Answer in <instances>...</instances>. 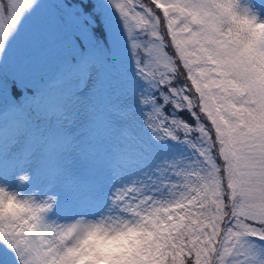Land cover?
<instances>
[{
    "label": "snow or ice",
    "instance_id": "6c2138e0",
    "mask_svg": "<svg viewBox=\"0 0 264 264\" xmlns=\"http://www.w3.org/2000/svg\"><path fill=\"white\" fill-rule=\"evenodd\" d=\"M34 2L0 0V19L5 13L11 18L7 29L0 25V49ZM111 2L133 49L141 47L135 29L152 37L143 44L149 57L143 71L161 83L183 76L179 105L198 121L189 126L173 120L169 126L150 114L153 126L169 136L195 127L202 137L205 169L184 173L183 190L164 209L158 264H264V252L249 244V238L264 240V76L253 71L254 51L240 54L246 38L224 27L232 5L225 0ZM0 240L15 252L18 264H48L27 225L8 226Z\"/></svg>",
    "mask_w": 264,
    "mask_h": 264
},
{
    "label": "rangeland",
    "instance_id": "374dc122",
    "mask_svg": "<svg viewBox=\"0 0 264 264\" xmlns=\"http://www.w3.org/2000/svg\"><path fill=\"white\" fill-rule=\"evenodd\" d=\"M3 2L6 4L7 0ZM17 2L23 3V0ZM142 2L147 5L149 0ZM256 3L264 10V0H256ZM136 10L139 11V7ZM0 25L5 29L11 25L10 14L3 15ZM103 30L108 38L101 33ZM135 33L134 39L141 44L139 49H133L132 40L111 0H35L0 49V100H12L11 91L16 85L36 87L42 84L41 77L61 76L44 93L63 96L75 92L91 108L79 121V126L84 128L79 138L82 154L74 157L63 183L53 189L60 194L55 215L61 219L81 212H103L111 204L113 193L127 186H135L142 194L155 199H174L183 190L184 173L205 169L198 157L181 155V152L170 154L157 143L160 138L175 140L178 132L173 136L165 135L153 126L150 114L159 116L161 123L167 122L171 126L173 120L185 122L174 111L186 107L179 105L182 89L172 84L176 78L161 83L159 78L150 77L143 71L149 59L143 44L152 37L139 29H135ZM82 47L87 48V53L94 50L101 56H96V62L78 68L64 80L62 74L54 72L55 66L66 69L70 63L66 62L71 56H78ZM107 53L116 64L109 72L99 63ZM62 85L66 86L62 89ZM165 85L168 90L163 88ZM100 92L101 95L107 93L108 116L104 123L94 125L98 132L95 138L90 133L91 119ZM168 100L172 103L170 112L164 109ZM193 129L195 127H190V131ZM27 150V144L22 141L14 150L15 155L0 159V178L14 184L12 174L16 170L35 169L43 163L35 154L28 157ZM46 184L47 181H41L34 170L33 182L24 190L38 187L43 191ZM0 264H18L15 252L2 240Z\"/></svg>",
    "mask_w": 264,
    "mask_h": 264
},
{
    "label": "clouds",
    "instance_id": "9594fccd",
    "mask_svg": "<svg viewBox=\"0 0 264 264\" xmlns=\"http://www.w3.org/2000/svg\"><path fill=\"white\" fill-rule=\"evenodd\" d=\"M225 3L232 5L225 29L246 38L240 54L254 51L253 71L264 76V10L256 0ZM90 111L75 92L63 96L38 92L7 105L0 100V159L15 155L23 141L27 156L35 154L43 161L35 169L16 170L14 184L0 178V236L7 234L8 226L27 225L48 264H158L163 254L162 221L167 218L164 209L175 198L159 200L127 186L113 193L103 212L63 219L55 215L60 194L53 189L63 183L74 157L82 154L79 138L84 128L79 121ZM34 170L47 181L43 191L24 190L32 184Z\"/></svg>",
    "mask_w": 264,
    "mask_h": 264
},
{
    "label": "trees",
    "instance_id": "16d2710c",
    "mask_svg": "<svg viewBox=\"0 0 264 264\" xmlns=\"http://www.w3.org/2000/svg\"><path fill=\"white\" fill-rule=\"evenodd\" d=\"M101 33H103L107 38V32L105 30H103ZM82 44V43H81ZM84 46V45H83ZM87 48L86 47H82L81 49H79V55L78 56H71L70 57V61H67L66 63L69 65L66 66V69L60 67L59 65H56L54 72H57L58 74H62L64 76V80L69 79L73 72H75L78 68L81 67H85L87 64L92 63V62H96V56L100 57L101 54L100 53H95V51H91V54L88 52L87 53ZM92 55V57H91ZM89 57H91V59L89 60ZM106 58H103L101 60V68L104 69L106 72H109L110 69L113 68L114 65H116L113 61V58L107 53L105 54ZM87 60V62L85 63V61ZM53 78H58V80H60L61 76H52ZM51 78V79H53ZM40 79H42V84L36 87H31V86H19L16 85V87H14V89L11 91V96H13L12 100L7 101V99H5L3 102L4 104H8L10 101L16 100V101H20L22 98L26 97V96H32V94H36L38 92H44L47 89H49L51 86H54L53 83L49 82L50 79H44L43 77H41ZM181 83V84H180ZM185 83V81L179 76L176 77V79L174 81H172V84H174L176 87H181L183 84ZM66 85H62V89L65 87ZM164 89L168 90L169 87L168 85L163 86ZM157 98L159 99V101L163 104L164 102L160 99L159 95L157 94ZM172 103L168 102L164 105V109L168 112L171 111L170 107H171ZM175 115L187 122L189 125H196L198 124V121L194 119L193 115L191 114V111L187 108H183V109H177L174 111ZM194 128V127H192ZM172 140V139H171ZM173 141V142H172ZM169 141L168 138L164 139V138H160L159 140H157V143L161 144V148L162 149H166L165 144L168 142H172V149H169L170 154L173 153H179L181 152V155H188L191 154L193 156L198 157L199 159V163L204 164L203 162V158L200 154L199 151V146L202 143V137H200L199 132H198V128H195V130H191L188 133H184L183 130H180L178 132V137L175 140ZM151 143H153L151 141ZM249 244L261 251L264 252V240H260L259 238H249Z\"/></svg>",
    "mask_w": 264,
    "mask_h": 264
}]
</instances>
